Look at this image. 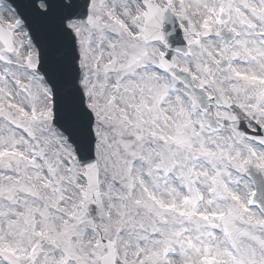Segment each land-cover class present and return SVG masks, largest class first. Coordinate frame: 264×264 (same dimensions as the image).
<instances>
[{
	"label": "snow or ice",
	"instance_id": "obj_1",
	"mask_svg": "<svg viewBox=\"0 0 264 264\" xmlns=\"http://www.w3.org/2000/svg\"><path fill=\"white\" fill-rule=\"evenodd\" d=\"M0 264H264V0H0Z\"/></svg>",
	"mask_w": 264,
	"mask_h": 264
}]
</instances>
